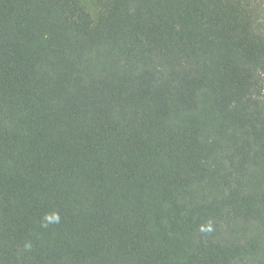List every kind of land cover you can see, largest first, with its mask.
I'll use <instances>...</instances> for the list:
<instances>
[{"label": "trees", "instance_id": "16d2710c", "mask_svg": "<svg viewBox=\"0 0 264 264\" xmlns=\"http://www.w3.org/2000/svg\"><path fill=\"white\" fill-rule=\"evenodd\" d=\"M0 264H264L262 0H0Z\"/></svg>", "mask_w": 264, "mask_h": 264}, {"label": "rangeland", "instance_id": "374dc122", "mask_svg": "<svg viewBox=\"0 0 264 264\" xmlns=\"http://www.w3.org/2000/svg\"><path fill=\"white\" fill-rule=\"evenodd\" d=\"M262 2H263V6H264V0H262Z\"/></svg>", "mask_w": 264, "mask_h": 264}]
</instances>
